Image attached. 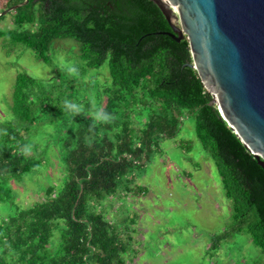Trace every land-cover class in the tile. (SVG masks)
<instances>
[{"label":"trees","instance_id":"obj_1","mask_svg":"<svg viewBox=\"0 0 264 264\" xmlns=\"http://www.w3.org/2000/svg\"><path fill=\"white\" fill-rule=\"evenodd\" d=\"M19 1L0 0V11ZM108 2L28 0L11 13L15 28L0 30V37L45 64L51 63L55 42L72 41L78 47L77 76L103 65L109 74L97 92V119L89 102L80 113H69L68 100L77 90L56 67L51 82L16 75L11 117L0 124L3 144L13 143L0 152V202L12 201L8 180H20L33 168L18 150L23 134L45 119L62 146L65 175L59 188L45 189L41 202L0 219V264H123L134 221H109L97 207L121 187L132 192L131 173L159 141L177 135L183 116L194 117L197 139L214 161L231 205L229 228L211 240L210 249L242 233L264 253V170L209 105L211 95L188 66L186 38L177 42L165 34L171 30L151 0ZM191 145L177 144L187 153Z\"/></svg>","mask_w":264,"mask_h":264},{"label":"rangeland","instance_id":"obj_2","mask_svg":"<svg viewBox=\"0 0 264 264\" xmlns=\"http://www.w3.org/2000/svg\"><path fill=\"white\" fill-rule=\"evenodd\" d=\"M12 14L0 21V30L15 28ZM77 45L69 40L55 42L50 51L51 63L35 58L31 50L0 37V124L11 117L12 90L18 73H26L42 82L57 78L56 67L72 80L77 93L68 100V111L80 113L89 102L91 115L98 102L97 92L109 81L107 66L90 70L77 76ZM104 102V97H102ZM23 134L25 142L18 153L33 168L20 180L9 179L12 201L0 202V219L16 210L28 209L44 199L49 186L60 187L65 175L62 146L56 142V131L47 119ZM0 130V152L4 145ZM193 116H183L177 135L158 142V148L139 168L131 173L132 192L124 187L117 196L105 200L97 210L112 221L126 222L131 219L133 242L123 256V264H263L264 253L249 236L234 233L222 241L215 250L211 240L229 228L231 205L226 198L214 161L205 151L196 135ZM191 142V151H183L178 142ZM143 193L136 194L135 188ZM128 223V222H127ZM126 224V223H124ZM55 233L54 241H57Z\"/></svg>","mask_w":264,"mask_h":264},{"label":"water","instance_id":"obj_3","mask_svg":"<svg viewBox=\"0 0 264 264\" xmlns=\"http://www.w3.org/2000/svg\"><path fill=\"white\" fill-rule=\"evenodd\" d=\"M175 41L186 38L209 105L264 170V0H151ZM27 0L0 12V17Z\"/></svg>","mask_w":264,"mask_h":264},{"label":"flooded vegetation","instance_id":"obj_4","mask_svg":"<svg viewBox=\"0 0 264 264\" xmlns=\"http://www.w3.org/2000/svg\"><path fill=\"white\" fill-rule=\"evenodd\" d=\"M24 0H21V1H19V2H16V3H14V4H12V5H10V6H7L6 8H3L1 11H3V10H5V9H7V8H9V7H11V6H14V5H17V4H20V3H22ZM110 1H114V0H109V2L108 3H110ZM26 3H28V0H27V2ZM0 11V12H1ZM13 11H11V12H9V13H7V14H10V13H12ZM5 16V15H4Z\"/></svg>","mask_w":264,"mask_h":264}]
</instances>
